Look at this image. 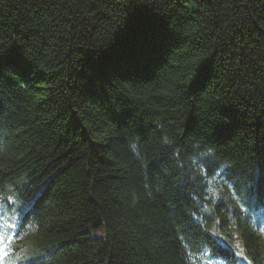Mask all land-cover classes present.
Here are the masks:
<instances>
[{
	"label": "trees",
	"instance_id": "obj_1",
	"mask_svg": "<svg viewBox=\"0 0 264 264\" xmlns=\"http://www.w3.org/2000/svg\"><path fill=\"white\" fill-rule=\"evenodd\" d=\"M264 264V0H0V264Z\"/></svg>",
	"mask_w": 264,
	"mask_h": 264
}]
</instances>
